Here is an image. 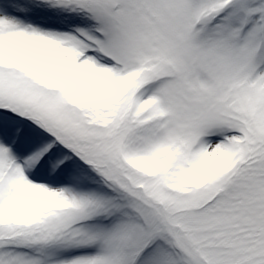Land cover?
Returning <instances> with one entry per match:
<instances>
[{
    "label": "snow or ice",
    "instance_id": "6c2138e0",
    "mask_svg": "<svg viewBox=\"0 0 264 264\" xmlns=\"http://www.w3.org/2000/svg\"><path fill=\"white\" fill-rule=\"evenodd\" d=\"M0 264H264V0H0Z\"/></svg>",
    "mask_w": 264,
    "mask_h": 264
}]
</instances>
